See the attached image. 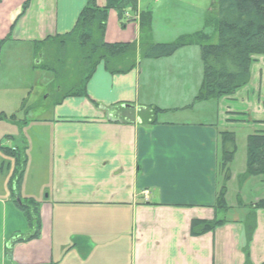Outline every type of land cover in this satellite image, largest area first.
Listing matches in <instances>:
<instances>
[{
    "label": "crops",
    "instance_id": "crops-1",
    "mask_svg": "<svg viewBox=\"0 0 264 264\" xmlns=\"http://www.w3.org/2000/svg\"><path fill=\"white\" fill-rule=\"evenodd\" d=\"M85 1L0 0V60L18 57L19 49L37 59L35 43L70 31ZM171 3L178 1L137 0L135 12H125L124 25L110 9L104 40L138 41V12L150 11L153 24L162 9L169 13ZM189 7L199 13L193 22H201L200 31L209 3L195 0ZM152 24L150 42L173 41L161 38ZM251 59L249 81L217 99L194 101L202 77L194 44L167 57L139 58L123 74H110L99 64L86 84L88 97L51 101L44 116L17 119L12 107L23 110L31 90L25 89L24 96L14 93L11 107H0L5 120L22 125L19 139L10 140L17 134L5 138L13 143L10 147L0 142V264H7L5 244L18 235L17 227L31 231L10 191L14 163L8 165L13 159L6 150L13 149H22L26 158L18 196L21 202L38 204L40 229L37 238L12 246L10 264H243L250 207L233 218L218 214L242 206L244 186L255 195L251 203L264 199V175H254L234 189L238 206L227 204L231 183L233 187L246 169L249 131L264 129V54ZM28 67L37 70L36 60ZM10 90L0 86V97ZM116 104L132 111L131 122L109 112ZM146 106L162 109L153 122L146 118ZM222 132H231L235 144L227 179L221 165ZM242 147L244 155L238 157ZM223 183L228 208L216 211ZM213 218L224 223L190 234L193 219ZM255 219L249 260L261 264L264 208L255 210Z\"/></svg>",
    "mask_w": 264,
    "mask_h": 264
},
{
    "label": "trees",
    "instance_id": "trees-1",
    "mask_svg": "<svg viewBox=\"0 0 264 264\" xmlns=\"http://www.w3.org/2000/svg\"><path fill=\"white\" fill-rule=\"evenodd\" d=\"M28 2H24L23 10ZM137 0H105L98 6L95 0H86L73 27L64 34L44 39L36 44V67L49 71L53 75L50 86L51 101L60 104L65 98L88 97L86 84L96 67L102 64L110 74H123L133 69L139 58L157 59L167 57L179 48L197 43L202 62V77L194 101L217 99L232 94L237 88L249 81L251 55L264 54V0H210L204 25L208 26L216 15V42H210L208 35L201 31L183 35L170 42L153 43L148 40L151 32L152 15L148 10L138 12L139 39L132 42L108 43L104 40L107 15L110 9L117 13L121 25L128 22L127 10L135 12ZM39 58V60H38ZM120 105H112L109 112L124 123L132 121L131 110H123ZM148 116L153 122L156 114L162 109L146 106ZM121 112V114H119ZM5 117L0 114V118ZM224 151L221 165L228 178L227 170L235 152L231 132L221 133ZM13 159L14 169L10 179V191L17 206L24 213L31 231L26 235L9 238L5 250L7 264H10L12 246L16 242L37 238L40 221L38 204L28 200L21 202L17 185L24 170L26 158L22 149L7 151ZM254 175H264V130L249 135L246 143V169L241 179ZM224 183L217 193L214 209L226 210ZM239 203V202H238ZM240 204V203H239ZM249 214L245 219V245L243 264L249 260V243L255 230V210L264 208V199L249 205ZM224 223L223 219H193L190 223V234L197 236L213 230ZM264 264V261L261 263Z\"/></svg>",
    "mask_w": 264,
    "mask_h": 264
},
{
    "label": "rangeland",
    "instance_id": "rangeland-1",
    "mask_svg": "<svg viewBox=\"0 0 264 264\" xmlns=\"http://www.w3.org/2000/svg\"><path fill=\"white\" fill-rule=\"evenodd\" d=\"M177 4L171 3L168 5L169 7V13L167 14V11H164L162 9V13L158 15V18L156 19V22H153L152 26L156 27L155 30L158 31L159 36H162L161 38H167L170 40H175L180 36L183 35H190L195 33L198 28L201 26V22H193V20H196L195 17L199 15L196 11H192L189 7V3L195 0H177ZM200 5L206 3H210V0H197ZM207 8V7H206ZM170 16V17H169ZM194 16V18H193ZM213 20L211 23H209L208 26H203V28L200 30L202 33H205L207 38L209 39L210 36V42H216L217 36H216V29H215V23H216V15H214ZM204 24V23H203ZM198 32V31H197ZM194 45H197V43H194ZM19 53L18 57H14L13 59L10 58H4L1 57L0 60V86L6 85V87L11 86L10 92L6 94V97H0V107L4 106V104H8L10 107L13 104L14 101V93H18L23 95L24 90H31L29 95H25L26 97V106L23 110L18 111V107H12L16 108L15 111L17 114V119H23L24 116H31L33 113H38L41 116H44L48 113V105L51 103V96H50V86L52 85L53 75L49 71H44L40 68H37V70H30L28 66L33 63V61L37 59H33L32 55L28 54V51L25 52L19 50H15ZM39 60V58H38ZM13 88L15 89L13 91ZM27 94V93H26ZM24 96V95H23ZM35 103V104H34ZM34 104V105H33ZM9 107V108H10ZM14 110V109H13ZM28 119V118H26ZM19 122V121H18ZM18 122L5 120V118L0 119V142L2 144H6V146H11L13 143L6 142L5 138L8 135L17 134L13 137V139L10 140H16L19 139L20 131H21V124H18ZM258 130V129H255ZM255 130L249 131V133H254ZM264 129L260 130L263 131ZM19 134V135H18ZM244 144V143H243ZM242 150V152L240 151ZM239 155H244L245 149L244 147L240 148ZM4 162V168L7 166L8 158H5ZM12 160L8 162V165L13 167ZM239 165V161H238ZM237 166V163L235 164ZM241 181V178L235 180L234 186L229 189V196L227 197V204L229 205H237V198L236 193L234 189L236 187L238 188V183ZM264 186V184H263ZM243 193V201L240 202L242 205L240 208L237 207L236 210H228L227 212H221L218 214V218H233L236 215L245 214L246 211L249 210V205L251 204V200L255 198V195L251 194V189L247 186H244L242 188ZM261 196V195H259ZM18 230V236L20 235H26L29 231L25 230L24 228L17 227ZM8 234L5 235V238L8 240ZM7 246V243L5 244Z\"/></svg>",
    "mask_w": 264,
    "mask_h": 264
}]
</instances>
